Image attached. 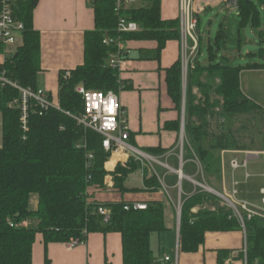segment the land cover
<instances>
[{
    "label": "trees",
    "instance_id": "obj_1",
    "mask_svg": "<svg viewBox=\"0 0 264 264\" xmlns=\"http://www.w3.org/2000/svg\"><path fill=\"white\" fill-rule=\"evenodd\" d=\"M149 6L118 13L116 0L93 1L95 29L85 34L84 64L75 70L64 71L59 77L58 108L30 112L28 129L21 123V110L14 102L21 99V92L11 86H0V115L2 118V145L0 147V264H33V247L41 234L46 246L52 243L66 244L73 240L85 243L91 234L122 236L124 264H158L151 247V237L165 231V205L149 202L147 210H125L126 202L109 206L111 219L105 223L98 213L101 205L90 203L88 190H102L110 173L105 165L111 153L103 147L104 137L78 124L76 118L85 114L83 96L77 88L87 91L119 93L122 81L120 68L111 66L110 59L119 55L128 60V49L119 50L118 44L154 42L157 47L140 51L137 60L161 62L168 43L180 41L179 20H164L162 0H144ZM264 2V0H261ZM39 0H27L20 4L17 17L24 23L22 43L14 51H6L0 44V76L23 89H39L41 67V35L34 27V11ZM239 19L244 27L252 22L256 31L262 22L257 6L247 0H239ZM125 17L138 24L133 33H120L118 22ZM261 35L263 32L258 31ZM106 38L113 44L104 43ZM227 41L225 28L217 34L214 46L209 48V63L201 65L197 60L189 70L186 89L185 134L196 151L206 175L220 179L222 176V152L249 150L234 132L239 118L254 113L264 119V108L250 100L242 91L241 74L245 70H263L264 64H252L246 68L228 63H217V53ZM200 42V56H201ZM262 55V56H261ZM264 58V50H261ZM70 76H66L67 73ZM168 93L175 110L182 114L184 102L182 59L165 69ZM127 87L126 89H128ZM198 90L200 97H197ZM53 101L52 96L48 94ZM216 123L218 134L212 133ZM166 129L179 135L181 118L166 125ZM130 145L135 147L131 141ZM264 143V140H263ZM264 150V146L262 148ZM151 156L166 152L161 148L144 151ZM93 158L90 159L89 156ZM143 168V164L131 158L112 173L115 188L122 194L132 192L157 193L162 190L158 178H148L144 171L145 188L130 189L129 176ZM37 198L36 209L32 201ZM213 196L201 192L185 201L182 207L180 251L197 253L210 232L241 231V225L226 208L215 211L192 210L210 203ZM105 207V206H103ZM106 208V207H105ZM36 221L35 227L24 226ZM249 240V260L264 264V224L259 218L246 222ZM229 252L220 251L218 264H224ZM46 264H51L46 258Z\"/></svg>",
    "mask_w": 264,
    "mask_h": 264
},
{
    "label": "crops",
    "instance_id": "obj_2",
    "mask_svg": "<svg viewBox=\"0 0 264 264\" xmlns=\"http://www.w3.org/2000/svg\"><path fill=\"white\" fill-rule=\"evenodd\" d=\"M177 1V14L165 16L166 0H162L164 20L179 18V0ZM149 5L150 3L147 2L143 7ZM214 7L218 6L208 8L203 14ZM34 27L41 35L42 72L39 75L38 87L50 94L53 102L58 105L60 73L75 70L84 64L85 34L95 29L93 1L39 0L34 11ZM156 47L154 42L124 44V48L128 49L126 55L129 59L123 60L120 67L122 86L118 97L120 107L128 121L134 148L143 153L148 149L166 150L159 156L145 153L150 161L147 160L148 162L143 164V168L148 172V178L155 175L161 183L162 190L157 193L122 194L119 192L115 188V181L111 174L120 165H126L132 158L127 150H120L112 154L105 165L106 170L110 173L105 179V187L102 190L90 188L88 201L105 206L107 209L110 205L121 202L146 205L149 202L163 203L165 205V231L151 237V247L158 259V264H218L220 251L229 252L224 264H243L240 254L244 244L242 230L207 233L205 243L197 253H182L180 251L182 207L189 198L206 192L214 197L213 200L208 204L195 207L192 210L193 213L202 209L211 211L218 208L229 209L211 191L221 194H232L233 191H236L235 199L238 203H246L250 208L263 213L264 150L249 148V150L243 151H224L221 154V178L206 175L196 151L190 146L187 138L186 143L184 141L181 146L182 133H184V140L186 137L187 83L186 86L183 83L184 102L181 116L175 110L166 84L165 69L170 68L182 58L181 41L168 43L160 63L154 60H137L141 50L150 51ZM3 60L4 56L1 55L0 63ZM247 72L261 74L264 71L245 70L241 74L243 93L264 108V105L251 99V95L246 94L243 75ZM127 87L129 88L126 89ZM180 118L181 131L179 135L166 129L167 124ZM129 144H131L130 141ZM234 161H238L241 165L247 161V167L234 169L232 167ZM143 168L129 176L126 182L127 188L139 190L145 188ZM250 168L253 170L250 171ZM32 205L33 209L37 208V198H34ZM260 220L264 224V219ZM36 225V221L24 224L26 227H35ZM47 257L51 264H124L122 236L117 233L91 234L85 243L71 247L69 243H52L46 246L43 236L38 234L33 247V264H46ZM166 259H170V261L167 262Z\"/></svg>",
    "mask_w": 264,
    "mask_h": 264
},
{
    "label": "built area",
    "instance_id": "obj_3",
    "mask_svg": "<svg viewBox=\"0 0 264 264\" xmlns=\"http://www.w3.org/2000/svg\"><path fill=\"white\" fill-rule=\"evenodd\" d=\"M27 0H0V44H2L6 51H14L20 44L23 33L25 31L24 23L17 17V11L21 3ZM98 1V0H92ZM102 1V0H100ZM143 0H116V11L121 13L129 10L125 6L140 2ZM212 6H225L227 10L239 11V0H179V32L182 48V78L186 86L189 70L194 66V63L200 56V42L202 40L199 27L200 16ZM139 30L137 23L120 17L118 22V31L120 33H133ZM115 41L106 38L104 43L107 45L113 44ZM119 50L123 51L124 43L118 44ZM123 59L119 55H114L110 59L111 66L120 68ZM66 76H70L68 72ZM11 85L17 88L22 96L19 101L14 102V106L21 110V123L24 131L28 129V120L31 111L48 110L51 107L58 108L49 99L48 93L38 89H23L17 84L9 81L5 76H0V86ZM78 94L83 96L86 112L81 117L76 118L78 124L84 126L86 129L95 131L104 137L103 147L107 152L114 154L120 150H127L131 157L144 164L149 157L137 150L129 144L130 131L128 121L125 113L120 107L118 94L113 91L103 93L98 91H87L84 87L77 88ZM184 143V133L181 137V146ZM90 159L93 157L90 155ZM234 169L247 167V161L241 165L238 161L232 163ZM207 189V188H206ZM208 190V189H207ZM210 191V190H208ZM216 195L222 203L227 206L233 213V216L241 225L244 233V244L241 250L243 264H251L249 260V240L247 233L246 222L254 218L264 219V210L258 212L250 208L246 203H238L235 199L236 191L232 194H221L211 191ZM144 211L147 210V205L142 203H133L126 205L125 210ZM98 213L103 217L105 223L111 219V210L103 206L98 207ZM71 247H76L83 244L79 240H73L70 243ZM170 261V259H166ZM254 264H262L256 261Z\"/></svg>",
    "mask_w": 264,
    "mask_h": 264
},
{
    "label": "rangeland",
    "instance_id": "obj_4",
    "mask_svg": "<svg viewBox=\"0 0 264 264\" xmlns=\"http://www.w3.org/2000/svg\"><path fill=\"white\" fill-rule=\"evenodd\" d=\"M176 2L178 3L177 0H166V6L164 7L165 16L172 14V16H175L177 14ZM252 2L260 11L262 26L258 31L263 32L261 35L254 29L252 22L242 27L238 17L239 11L227 10L225 6L214 7L200 17L199 33L202 38V45L201 56H199L198 61L201 65L209 63V48L210 46H214L217 34L222 26L225 28L227 34V41L224 49L217 53V63H228L231 66L243 68L252 64H264V58L261 57V50H264V2L261 0H252ZM144 3L146 4L147 2L140 1L125 6V8L139 9L143 7ZM243 80L246 94L251 95V99L264 105V73L247 72L243 75ZM195 94L197 97H200L198 90H196ZM233 130L237 133L242 144L248 149L263 148L264 119H262L260 114L254 113L240 117L234 125ZM211 131L214 134H218L219 132L215 122L212 124ZM184 141L186 143V137ZM1 145L2 118L0 115V147ZM148 160L150 161V159ZM252 170L250 168V171Z\"/></svg>",
    "mask_w": 264,
    "mask_h": 264
},
{
    "label": "water",
    "instance_id": "obj_5",
    "mask_svg": "<svg viewBox=\"0 0 264 264\" xmlns=\"http://www.w3.org/2000/svg\"><path fill=\"white\" fill-rule=\"evenodd\" d=\"M247 1L250 2V0H247ZM183 114H184V110H183ZM183 130H184V121H183ZM180 216H181V214H180Z\"/></svg>",
    "mask_w": 264,
    "mask_h": 264
}]
</instances>
